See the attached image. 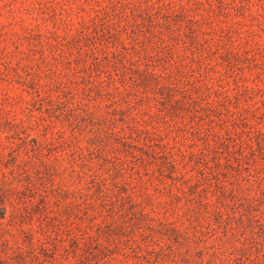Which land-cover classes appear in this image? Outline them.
<instances>
[{
    "label": "rangeland",
    "instance_id": "374dc122",
    "mask_svg": "<svg viewBox=\"0 0 264 264\" xmlns=\"http://www.w3.org/2000/svg\"><path fill=\"white\" fill-rule=\"evenodd\" d=\"M0 199V264H264V0H0Z\"/></svg>",
    "mask_w": 264,
    "mask_h": 264
},
{
    "label": "trees",
    "instance_id": "16d2710c",
    "mask_svg": "<svg viewBox=\"0 0 264 264\" xmlns=\"http://www.w3.org/2000/svg\"><path fill=\"white\" fill-rule=\"evenodd\" d=\"M145 75H150V76H161L160 74H158L155 70H151V69H146L145 70ZM133 80H135V77L132 76ZM137 80V79H136ZM135 80V81H136ZM113 134L115 135H119V132L116 130L112 131ZM224 192V189H223ZM128 197L130 198V200L132 201V205L138 204L136 203L132 196L129 194ZM255 199H259L262 198V195H256L254 197ZM40 199L44 200L45 196L41 195ZM1 200V199H0ZM205 203H212L211 205H213L214 211L216 212V214L218 215H222V209L221 207L213 202L210 201H206ZM233 204L238 203L241 204L243 203L242 201H240V199H235V201L232 202ZM0 210H1V206H0ZM138 213H140L142 216H146L147 212L144 211L143 208L137 210ZM2 217H4V215H2ZM0 218H1V213H0ZM40 219V218H39ZM259 224L262 225L264 227V221L263 219H259ZM1 225V223H0ZM39 225H42V222H39ZM70 234V233H69ZM78 235H73L72 237H70V245L72 246V243H76L78 241ZM25 244V240H23V242L18 246L22 247V245ZM37 248L40 249L44 255L51 257V260L49 262H52V260H56L58 255H65L66 252H68V247L66 245L63 244V239L62 237H59V235L56 236H52L51 234H48L47 236H45L44 238H37ZM61 246L63 247L64 251L60 252V248ZM245 248V247H244ZM0 260H1V256H0ZM254 264H263L260 260H253ZM243 264H246L243 262Z\"/></svg>",
    "mask_w": 264,
    "mask_h": 264
}]
</instances>
